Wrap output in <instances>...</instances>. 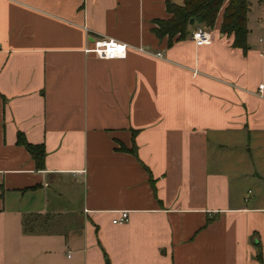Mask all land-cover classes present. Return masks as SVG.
<instances>
[{"label": "crops", "instance_id": "crops-1", "mask_svg": "<svg viewBox=\"0 0 264 264\" xmlns=\"http://www.w3.org/2000/svg\"><path fill=\"white\" fill-rule=\"evenodd\" d=\"M167 2L0 0V264H264V37L168 44Z\"/></svg>", "mask_w": 264, "mask_h": 264}, {"label": "trees", "instance_id": "trees-1", "mask_svg": "<svg viewBox=\"0 0 264 264\" xmlns=\"http://www.w3.org/2000/svg\"><path fill=\"white\" fill-rule=\"evenodd\" d=\"M166 8L171 15L165 20L157 21L158 26L154 28V33L158 37L166 35L168 44H171L173 40L185 37L187 33L191 32V29L193 30L198 25L207 29L211 28L217 14L222 9L220 31L232 35L233 46L239 47L243 51L246 50L249 0H182L181 4L167 2ZM189 18L193 19L192 24L189 23ZM17 143L29 151L38 169H44L46 151L42 143L30 142L23 132H18ZM119 149H127L136 154L134 144L130 148L121 145ZM256 258L261 259L258 243Z\"/></svg>", "mask_w": 264, "mask_h": 264}, {"label": "built area", "instance_id": "built-area-1", "mask_svg": "<svg viewBox=\"0 0 264 264\" xmlns=\"http://www.w3.org/2000/svg\"><path fill=\"white\" fill-rule=\"evenodd\" d=\"M190 37L195 45L201 46L209 41L210 33L209 30L201 25L195 27L190 34ZM127 44L124 42L117 41L110 37H98L93 39L92 45L84 49L87 53H92L97 57L101 58H121L126 54ZM141 49V48H139ZM160 56V52L155 53ZM258 88H262V84L258 85ZM128 218L127 210H119L118 216L113 218V223L125 222Z\"/></svg>", "mask_w": 264, "mask_h": 264}, {"label": "rangeland", "instance_id": "rangeland-1", "mask_svg": "<svg viewBox=\"0 0 264 264\" xmlns=\"http://www.w3.org/2000/svg\"><path fill=\"white\" fill-rule=\"evenodd\" d=\"M251 12L248 17V25L252 36L264 37V0H249Z\"/></svg>", "mask_w": 264, "mask_h": 264}, {"label": "water", "instance_id": "water-1", "mask_svg": "<svg viewBox=\"0 0 264 264\" xmlns=\"http://www.w3.org/2000/svg\"><path fill=\"white\" fill-rule=\"evenodd\" d=\"M189 23L192 24L193 23V19L189 18Z\"/></svg>", "mask_w": 264, "mask_h": 264}]
</instances>
